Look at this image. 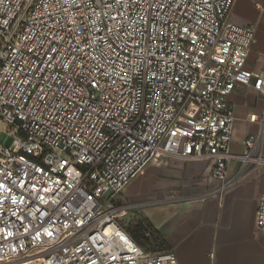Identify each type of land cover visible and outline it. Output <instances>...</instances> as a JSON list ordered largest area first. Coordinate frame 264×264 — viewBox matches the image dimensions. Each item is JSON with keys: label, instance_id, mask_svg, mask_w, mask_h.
I'll return each instance as SVG.
<instances>
[{"label": "built area", "instance_id": "1", "mask_svg": "<svg viewBox=\"0 0 264 264\" xmlns=\"http://www.w3.org/2000/svg\"><path fill=\"white\" fill-rule=\"evenodd\" d=\"M234 0H0V264H177L120 223L126 183L162 157L211 163L220 196L264 168L258 124L230 143L252 27ZM238 166L232 175L227 165ZM264 234V195L255 211Z\"/></svg>", "mask_w": 264, "mask_h": 264}, {"label": "crops", "instance_id": "2", "mask_svg": "<svg viewBox=\"0 0 264 264\" xmlns=\"http://www.w3.org/2000/svg\"><path fill=\"white\" fill-rule=\"evenodd\" d=\"M228 19L254 29L245 67L260 71L264 65V0H234ZM228 103L236 118L230 151L241 153L243 139L258 129L246 116L260 114L264 100L250 86L238 85ZM261 150L264 156V138ZM237 166V161L229 162L228 174ZM216 184L210 162L162 157L130 178L118 202L130 205L129 213L158 232L162 249L172 251L177 264H264V234L255 224L257 204L264 195V168L249 172L220 196L203 195Z\"/></svg>", "mask_w": 264, "mask_h": 264}, {"label": "trees", "instance_id": "3", "mask_svg": "<svg viewBox=\"0 0 264 264\" xmlns=\"http://www.w3.org/2000/svg\"><path fill=\"white\" fill-rule=\"evenodd\" d=\"M134 228L128 233L132 238L140 245L139 240L142 238L148 239L149 237L153 240V245L149 246L146 251H160L164 250L161 246V241H158L159 235L158 232L145 220L139 218L138 221L134 223Z\"/></svg>", "mask_w": 264, "mask_h": 264}, {"label": "rangeland", "instance_id": "4", "mask_svg": "<svg viewBox=\"0 0 264 264\" xmlns=\"http://www.w3.org/2000/svg\"><path fill=\"white\" fill-rule=\"evenodd\" d=\"M13 137L7 134L5 131H0V144L8 146L12 141ZM118 217L122 226L129 232L134 228V223L138 221V217L132 213H129V210L120 211ZM140 245L145 249L153 245V240L149 237L148 239L142 238L139 240ZM33 264H39L38 261L33 262Z\"/></svg>", "mask_w": 264, "mask_h": 264}, {"label": "bare ground", "instance_id": "5", "mask_svg": "<svg viewBox=\"0 0 264 264\" xmlns=\"http://www.w3.org/2000/svg\"><path fill=\"white\" fill-rule=\"evenodd\" d=\"M35 262H36V261H35ZM11 264H21V263L16 262V263H11Z\"/></svg>", "mask_w": 264, "mask_h": 264}]
</instances>
